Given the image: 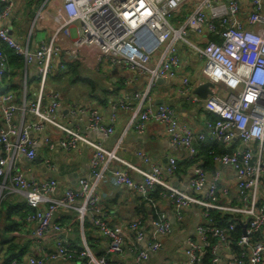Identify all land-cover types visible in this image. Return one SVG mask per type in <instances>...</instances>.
<instances>
[{"label":"built area","instance_id":"built-area-1","mask_svg":"<svg viewBox=\"0 0 264 264\" xmlns=\"http://www.w3.org/2000/svg\"><path fill=\"white\" fill-rule=\"evenodd\" d=\"M187 2L193 6L187 10L184 20L178 25L172 24L168 16L180 12ZM45 7L52 10L54 21L51 25L40 22ZM13 8L14 0H0V21L10 16ZM72 24H76L74 36H71ZM38 25L50 31L46 40L41 39L31 49L8 27L0 25V82L10 75L7 49L13 51L24 67L21 105L14 103L11 91L4 90L0 94L3 120L0 125V189L8 181L12 189L24 194L27 204L34 209L26 218L36 222L35 237L42 238L50 230L57 235L55 248L46 254L14 257L7 264H43L46 260H67L76 256L85 258L86 264H122L106 253H94L85 240L79 249H72L60 235L63 226L53 220L60 207L74 209L80 223L88 212L91 213L94 226L109 239L110 251L121 250L125 226L136 241L142 240L145 233L140 218H133L125 225L111 224L99 214L102 193L98 185L108 173L116 184L136 189L152 203L155 211L151 224L155 235L171 231L165 213L149 196L155 185L165 190L162 193L169 198L178 220L184 208L201 207L205 220L196 226L195 237L186 240L187 261L174 264L200 263L207 247L211 254L209 264H220L216 244L211 240L216 238L228 245L235 223H214L210 210L245 216V232L237 240L239 248L233 251L228 264H264V244L254 239V234L264 225V201L257 202L264 177V0H44L33 16L30 31ZM190 29L202 46L187 38ZM179 40L193 46L204 61L196 82H202L200 79L212 82V93L205 98L190 92V74L180 70ZM68 60L78 61L93 70L102 66L127 68L129 73L120 76L118 81L131 86L145 76V87L110 100L108 123L98 109L86 102L69 103L68 120L62 121L58 116V108L62 105L59 92L45 93V88L48 75L55 68L64 70ZM30 64L35 67L39 85L34 99L27 101L25 91ZM159 78L178 79L176 92L201 105L205 112L202 130L196 132L189 123L179 120L171 104L153 103L150 92ZM17 108L22 112L30 111L34 118L14 122ZM120 109L129 111V116L112 147L89 137L86 131L113 133ZM83 114L87 115L85 131L79 124ZM149 120L163 123L170 144L185 149L188 158L197 154L200 142L207 140L230 147L229 151L211 150L209 153L214 165L232 168L236 178V201H221L220 193L228 197L230 190L226 186L220 188L222 172L219 167L208 170L201 163L194 164L186 189H183L168 181L178 168L175 155L168 156L167 164L160 166L145 150L137 149L135 154L148 164V168L122 158L117 151L123 135L130 127L142 132ZM47 126L56 128L61 135L52 138ZM33 132L44 133L43 142L49 149L59 146L69 150L80 142L91 147L90 178H78L76 188H66L56 197L51 196L57 187L54 178L29 179L16 166L14 156L19 152L30 159L35 157ZM234 140L239 143L233 145ZM112 160L135 170L142 179L134 180L124 167H112ZM161 247L159 238L149 240L147 249H137L135 262L146 259L149 250Z\"/></svg>","mask_w":264,"mask_h":264},{"label":"crops","instance_id":"crops-1","mask_svg":"<svg viewBox=\"0 0 264 264\" xmlns=\"http://www.w3.org/2000/svg\"><path fill=\"white\" fill-rule=\"evenodd\" d=\"M25 0H14V8L8 18L0 21V25H4L9 28L11 33L14 34L22 43H28L29 48H35L38 41L41 39L46 40L48 37V31L50 28H41V26H36L37 30L44 32L43 34H38L37 37L31 38L30 28L28 34L23 36L19 32L14 31L16 28L17 21L19 18V13L22 11V5ZM44 1V0H43ZM42 1V3H43ZM41 3V4H42ZM40 4V5H41ZM40 7V6H39ZM38 8L33 7L32 11L36 12ZM34 12V15H35ZM33 19V18H32ZM52 10L50 7H45L42 16L40 17V22L44 25H50L53 23ZM76 24L71 26V36H74L73 29ZM30 31V34H29ZM190 32L191 29H190ZM193 33V32H192ZM29 35V37H28ZM181 46L178 44V52L181 57V71L190 74L192 80V86L190 92L194 93V87L197 85V74L200 70L194 72H189L186 70L187 57L182 52ZM78 62V61H75ZM80 63V62H78ZM10 70V75L8 79L0 82V94L4 90L12 92L13 101L16 105H21L24 90L22 88V80L24 75V67L22 66H12ZM80 65H82L80 63ZM30 66V68H29ZM27 67L31 74H36V70L33 64ZM102 69H108L110 71L109 78L111 82L108 81L106 86L101 87L99 91L95 90L93 92H87L88 95L84 98L77 96L75 92H69L67 89L57 88L55 83L46 84L45 93L50 90H57L62 99V105L58 108V116L62 121L68 120V104L76 102H86L88 105L99 110L103 115L104 122H109L110 116V100L116 99L117 97L127 95L133 90H142L145 87L146 78L142 76L139 80L127 87L122 84V87L116 93L111 89L115 86L114 83L118 81V78L123 74L129 73L127 68H109L107 66H102ZM100 68V69H101ZM55 70H60L55 68ZM99 70V69H96ZM180 71V72H181ZM55 75L54 70L51 72ZM60 73L62 71L60 70ZM61 75V74H60ZM56 76V75H55ZM59 77V76H56ZM108 78V77H103ZM203 81V79H200ZM39 85V84H38ZM178 85V79L165 78L162 81L157 82L152 88L150 94L153 99L154 104L164 102L171 104L175 110L176 114L181 121H185L191 125V127L196 131H200L204 127V117L205 112L200 104L194 103L189 97L182 96L176 92V86ZM38 90V86L30 97L27 90L25 91V98L27 101L29 99H34ZM224 92V90H222ZM70 93V94H68ZM91 94L94 96L91 97ZM47 99V98H45ZM1 102V101H0ZM129 116V111L120 109L116 115L114 121V131L111 134L104 135L99 131H86V133L95 141L101 142L107 147H112L115 144L121 132L123 131L127 119ZM34 116L30 111L22 112L21 109L17 108L13 115V121L16 123L23 122L29 119H33ZM87 121V115L83 114L79 120L80 127L85 131V125ZM2 111L0 107V125H2ZM49 135L52 138H57L61 135V132L52 126H47ZM32 135L36 139L35 151L36 155L34 158H27L24 154L17 152L15 154V164L29 179H34L37 181H42L45 179L54 178L57 181L56 189L51 193V196L56 197L63 193L66 188H76L78 186L77 180L81 177L90 178V156L92 153V148L85 143H79L77 147L65 150L59 146H55L49 149L48 146L43 142L44 133L33 132ZM137 149L145 150L156 164L160 166H165L167 164V158L170 155H175L179 167L177 171L168 177V181L174 185L180 186L186 189V184L190 179L193 172V165L196 163H203L204 160L199 153V155L194 159V162L187 165L188 155L183 148L173 147L165 131V126L161 122L155 120H149L142 132L136 131L133 127H130L126 133L123 135L122 140L117 153L125 160L140 166L142 168H148V164L143 162L136 154ZM1 151V146H0ZM189 162V161H188ZM112 167H124L128 174L136 181H140L142 176L138 174L135 170L123 166L119 161L112 160ZM221 169V180L219 182L220 188L226 186L230 190V195L225 197L220 193L221 201H236V178L233 170L229 166L214 165ZM212 167L209 166V168ZM1 183V180H0ZM99 191L102 193L100 198V212L99 214L105 218L111 224H127L133 218H140L141 225L143 227L145 236L142 240L136 241L134 239L133 233L125 226L123 228L124 241L120 251H110L109 244L110 241L107 237L100 234L96 226L92 223L91 213L85 215L86 219L85 225L80 223L77 218V213L74 209L60 207L58 208L53 216V220L58 222L63 226L61 231V236L65 238L69 246L72 249H79L83 245L85 240L86 244L90 249L96 254L106 253L112 259L120 261L122 264H174L177 262H186L187 257L184 253V248L186 246V240L189 237H195L196 226L205 220L202 214V209L197 205H190L182 210V218L178 220L174 214L173 205L171 204L169 198L161 196L154 203L162 209L165 213L167 220L171 224V231L165 235H155L153 232V227L151 224L152 214L149 213L150 208L146 203V210L140 211L141 194L134 188L127 185L116 184L110 174H106L103 180L98 185ZM6 201L9 203H20L26 202L24 194L20 190L12 189L8 181H5V186L0 189V202ZM264 201V181H261L258 189L257 202ZM30 206V205H29ZM31 207V206H30ZM32 208V207H31ZM30 212L21 215L19 212L10 214V218L17 222L18 226L6 232L8 237L13 238V242L17 245L28 244L27 250L20 257H25L29 255H41L46 254L55 248L56 235L51 230L45 234L42 238H37L34 236V230L36 226L35 220L27 219L26 216ZM236 218L241 220L242 224H245V216L235 215ZM244 219V220H243ZM0 228L4 225L5 219L4 214H0ZM258 236H255V240H259L264 244V225L256 232ZM159 238L162 241V247L156 251L149 250L148 257L142 260L140 263H136L134 260L135 253L138 248H146L148 241L153 238ZM216 244V251L220 256V264H228L232 259L233 251H235L231 244L227 245L220 242L216 238H213ZM6 245H3L0 249V261L5 255ZM17 251V250H16ZM9 261V260H8ZM7 261V262H8ZM7 264V263H6ZM43 264H86V260L83 257L76 256L72 259L67 260H57L51 261L46 260Z\"/></svg>","mask_w":264,"mask_h":264},{"label":"trees","instance_id":"trees-1","mask_svg":"<svg viewBox=\"0 0 264 264\" xmlns=\"http://www.w3.org/2000/svg\"><path fill=\"white\" fill-rule=\"evenodd\" d=\"M8 56H9V62L12 64V66H17L20 67L22 66V62L19 60V58L13 53L12 50L7 49ZM67 69L72 70V71H77L79 76V71L77 70L78 67L80 66V63L68 60L66 61ZM54 73L56 76L60 75V70H55ZM115 86L111 89L114 92H118L119 89L122 87V84L120 81H117L114 83ZM239 143V140H234L233 145H236ZM197 154H195L192 158H187V165L192 162H194V159L201 154L204 162L201 164L205 168H208L209 166L212 165L209 169H213L214 163L212 161V154L209 153V151H214V152H224V151H229L231 148L230 147H225L222 143H219L217 141H212V140H207L205 142H200L197 145ZM189 161V162H188ZM179 167V163H178ZM178 169V168H177ZM262 181H264V177H262ZM165 190L160 186V185H155L154 189H150L149 191V196L152 198L153 201L157 200L161 196H163L162 192ZM141 203H140V211H145L146 210V203L150 208L149 213L152 214V217H154V211L155 208L151 206L152 203H149L148 200L144 199L141 196ZM261 202H258L260 204ZM34 209L31 208L27 203L25 202H20V203H9L4 201L0 202V214H4V225L0 228V249L3 245H6V251L5 255L2 257V260L0 261V264H6L8 260L14 257H20L24 252L27 250L28 244H22V245H17V243L13 242V238L8 237L6 234L7 231L12 230L13 228H16L18 226L17 222L12 220L10 218V214L19 212L21 215L27 213V212H32ZM148 214V213H147ZM210 214L213 218V222L218 224V225H225L228 224L229 222L235 223L234 229L232 230V234L230 236V244L232 248L237 251L238 250V245H237V240L243 233L242 231V222L236 218L234 214L230 213H223L221 211H215V210H210ZM1 221V220H0ZM84 224H86V219L84 220ZM255 236H258L257 233L254 234V239H256ZM211 242H214V239L212 238ZM78 249V248H77ZM17 250V251H16ZM1 258V257H0ZM211 259V254L209 252V247L205 249V253L201 259L200 263L196 264H209Z\"/></svg>","mask_w":264,"mask_h":264},{"label":"rangeland","instance_id":"rangeland-1","mask_svg":"<svg viewBox=\"0 0 264 264\" xmlns=\"http://www.w3.org/2000/svg\"><path fill=\"white\" fill-rule=\"evenodd\" d=\"M42 1L43 0H25L23 2L22 11H20L19 13L20 16L17 21V26L16 28H13L14 31L19 32V34H22L23 36L28 34V30L32 24V18L35 12L32 11V8L34 6L39 8ZM191 6H193V4L191 2H187L180 12L168 16L169 21L174 25H178L180 22L184 20L187 14V10ZM34 25L35 23H33V26ZM40 33L43 34L44 32H41V30H37L35 26L31 33V38L33 39L37 37L38 34ZM187 38L189 40L198 43L201 46L203 45L197 40V38L192 32H189ZM178 44L179 46H181V48L183 49L182 52L185 54V56L188 59L185 67L186 70L194 73L197 70H200L203 66L204 61L202 58H199L196 49L183 40H179L177 42V45ZM77 70L79 71L80 77H76L78 75L77 71L68 70L67 68L62 70V73H60L61 75H59V77H56L53 73H50L47 77V84L55 83V86L57 88L64 87L69 92H75L78 97L84 98L88 95L87 92H93L94 89L99 91L101 87L106 86L108 84V81L111 82V79L109 78L110 71L108 69L101 68L99 70H93L90 67L87 68L84 65H80ZM100 76L108 77V78L102 79ZM38 81L39 79L37 75L36 74L32 75L28 69V74H27V90L29 93L28 97H30L31 93H33V91L36 90L38 86ZM92 96H94V94H91V97Z\"/></svg>","mask_w":264,"mask_h":264},{"label":"water","instance_id":"water-1","mask_svg":"<svg viewBox=\"0 0 264 264\" xmlns=\"http://www.w3.org/2000/svg\"><path fill=\"white\" fill-rule=\"evenodd\" d=\"M10 31V30H9ZM11 32V31H10ZM162 81V78H159L157 80V82ZM213 86L212 82H210L209 80H204L202 82H200L199 84H197L194 87L193 92L203 98L207 97L209 94L212 93L211 87ZM162 102V101H161ZM245 224H242V231L243 233L245 232Z\"/></svg>","mask_w":264,"mask_h":264}]
</instances>
